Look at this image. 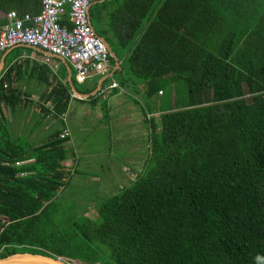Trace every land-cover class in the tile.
<instances>
[{
  "label": "trees",
  "instance_id": "16d2710c",
  "mask_svg": "<svg viewBox=\"0 0 264 264\" xmlns=\"http://www.w3.org/2000/svg\"><path fill=\"white\" fill-rule=\"evenodd\" d=\"M40 9L41 0H0L7 14ZM108 17L107 29L93 27L101 37L114 35L112 50L123 64L112 83L132 87L149 125L143 168L101 200L95 217L58 200L73 173L64 164L73 153L70 136L14 139L3 107L29 102L18 85L25 77L44 80L52 105L40 104L34 131L51 116L63 120L69 87L18 54L6 60L0 258L29 252L76 264H264V0H129ZM109 58L111 70L116 59ZM95 79L75 85L91 93Z\"/></svg>",
  "mask_w": 264,
  "mask_h": 264
},
{
  "label": "rangeland",
  "instance_id": "374dc122",
  "mask_svg": "<svg viewBox=\"0 0 264 264\" xmlns=\"http://www.w3.org/2000/svg\"><path fill=\"white\" fill-rule=\"evenodd\" d=\"M92 25L98 31L102 29L95 17ZM17 49H13L8 55V61L16 58ZM29 78L25 77L19 81V87L28 89ZM95 81L97 79L93 78L87 84H94ZM32 83L30 86L33 87ZM178 88L184 96L186 88L183 83L178 85ZM109 90L111 89L105 88L103 93H108ZM133 93L134 91L130 92L129 97L134 98ZM131 98L128 100L122 98L119 102L112 103L108 110L101 107L105 106V99L102 101L99 98L96 101L100 107L96 103L77 100V107L70 108L62 121L51 116L34 131L32 129L35 127L38 114L3 115L14 139L30 136L32 143L38 144L44 142L55 131L63 133L64 129L69 130L67 136H70L71 140L68 143L73 153L64 164L73 173L70 183L59 192L58 200L74 204L78 214L95 217L100 204L103 203L101 200L131 183L142 170L149 153V125L144 120L145 115L141 106L135 104ZM132 109L135 110V114H131ZM153 117L159 124V116L155 114ZM104 207L107 213L113 209L108 204Z\"/></svg>",
  "mask_w": 264,
  "mask_h": 264
},
{
  "label": "built area",
  "instance_id": "2783aa9c",
  "mask_svg": "<svg viewBox=\"0 0 264 264\" xmlns=\"http://www.w3.org/2000/svg\"><path fill=\"white\" fill-rule=\"evenodd\" d=\"M99 1L103 0H41L37 14L23 17L12 10L8 22L0 25V52L19 46L39 47L68 61L81 83L96 77L105 79L111 66L110 53L88 17V8ZM113 87L119 86L114 82L101 91ZM68 134L64 129L61 136Z\"/></svg>",
  "mask_w": 264,
  "mask_h": 264
},
{
  "label": "crops",
  "instance_id": "0c3cea01",
  "mask_svg": "<svg viewBox=\"0 0 264 264\" xmlns=\"http://www.w3.org/2000/svg\"><path fill=\"white\" fill-rule=\"evenodd\" d=\"M121 1H123V0H104V1H100L99 4L98 3L92 4L88 8L89 20L92 23L93 17H95L96 21L102 26V28L107 29L108 28L107 24L110 21V19L108 17L110 12H112V11L118 12V10L122 6L123 7L126 6V4L128 3L129 0H125L123 3ZM103 2H106L105 8H101V6H100L101 3H103ZM66 10H68V8ZM14 11H16V10H14ZM7 19H8V14L0 12V25L6 24L8 22ZM64 20H66V24H68L66 17L64 18ZM147 26H148V24L144 25L143 29H146ZM107 36L108 37H103V36L102 37L105 39V41H107V44L110 46V48L112 50L113 46L111 44L112 43L111 41H113V39L115 37H114V35H111L110 33H107ZM134 45H135V43H132V47ZM25 47L26 48L22 49V51L20 53L18 52L19 58L17 60H19V61L24 60L25 61L27 59L28 61L26 64H29L30 67L38 66V73L41 70H43L44 67H47L50 69L51 74L53 76H55V78H56L55 80L57 82L63 81L68 85L69 91L71 93V99H70L68 110L65 114H68L70 108L74 109L77 107V100H85V102H90L92 104H95L96 102L95 103L91 102V100H89L90 99L89 97L95 95L99 90L101 91L103 84L105 83V80L107 78L115 77L110 83H108V84L105 83L104 87L111 85V83L113 81H115L117 83L119 82L118 81L119 76H117L115 74L118 70L121 69V66L123 64V60L116 59L114 68L109 71L106 78L104 79V77L103 78L101 77L97 82L96 89L91 93H87V95L89 94V97L78 95L74 89V88H76L78 90L75 83H78V84H84V83H81L77 79V74H76L73 66L68 61H66L65 59H63L61 57L55 56V55L49 53L48 51H46L42 48H39V47L38 48L29 47V46H25ZM128 48L130 50H132L131 41L128 45ZM128 48H126V49L129 53L130 50ZM12 50L5 51L3 54H2V52H0V54H1L0 62L4 58L5 59V65H6V60L8 59V55L12 52ZM13 59L14 58H12L11 60H13ZM73 78H74V80H73ZM29 79H27V80H29L28 81L29 84H27L28 89H23L22 86L20 87L21 91L28 95V99H30L29 102L25 101L22 103L21 106L17 104L14 107H3V114H26V113H28V114H42V113H40V112H42V109L40 108V104H42V103L46 104L47 107L51 108V105H52L51 99H50V101H48L46 99V96L48 94V88L46 87L45 81L40 80L39 78H36V77H31ZM32 82H35L36 84H34ZM87 82L85 84H87ZM102 82H103V84H102ZM31 83L33 84V87L30 86ZM90 85H92V84H90ZM109 89H111V90H109L108 93L104 94L102 92L103 94L101 93L102 95L100 96L101 100L102 99L106 100V101L104 100L105 106H101L103 109H106V110H108L109 105H111L112 103H114L116 101L119 102V100L122 98H127L126 100L130 99L131 97H129L130 96L129 93L133 92V89L131 86L119 87L116 94L112 93L113 92L112 88H109ZM80 93L84 94L82 92H80ZM133 94H135V93H133ZM131 99H133V98H131ZM96 105H97V103H96ZM18 106H20V107H18ZM97 106L100 107V105H97ZM7 108H9L8 109L9 112H7ZM84 108H85V105L83 104V109ZM123 112H121V114H123ZM135 113H136L135 110L132 109L131 114H135Z\"/></svg>",
  "mask_w": 264,
  "mask_h": 264
},
{
  "label": "water",
  "instance_id": "95a60500",
  "mask_svg": "<svg viewBox=\"0 0 264 264\" xmlns=\"http://www.w3.org/2000/svg\"><path fill=\"white\" fill-rule=\"evenodd\" d=\"M102 39L106 47L110 51L109 52L110 55L114 57L115 59H117L115 53L111 50L110 46L107 44V41H105L103 37ZM4 66H5V59L3 58L0 62V73L2 72ZM74 89L78 95L89 97V94L88 95L81 94L76 88ZM77 263H80V262H77ZM0 264H76V262H70V260L66 258H60V257L53 258V257H49V256L37 254V253L34 254V253L25 252V253H14L11 255H7L3 258H0Z\"/></svg>",
  "mask_w": 264,
  "mask_h": 264
}]
</instances>
